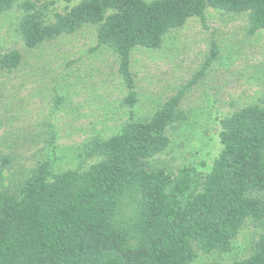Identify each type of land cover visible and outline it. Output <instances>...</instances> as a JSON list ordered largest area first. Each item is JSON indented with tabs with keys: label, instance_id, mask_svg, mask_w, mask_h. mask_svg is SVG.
I'll use <instances>...</instances> for the list:
<instances>
[{
	"label": "trees",
	"instance_id": "trees-1",
	"mask_svg": "<svg viewBox=\"0 0 264 264\" xmlns=\"http://www.w3.org/2000/svg\"><path fill=\"white\" fill-rule=\"evenodd\" d=\"M54 1L69 0H0V13L20 8L27 48L94 26L95 47L116 55L128 118L111 135L84 143L79 155L94 161L82 168L56 170L52 154L26 156L21 178L0 189V264H189L197 250L230 252L247 220L261 230L248 255L229 264H264V99L219 119L221 149L207 172L169 169L153 162L170 147L169 130L188 119L184 94L217 57V45L144 117H135L131 68L135 48H158L190 17L205 23L208 6L245 14L248 35L264 30V0H79L49 15ZM21 61L19 50L0 48V70L11 73ZM35 143L24 137L0 155V175Z\"/></svg>",
	"mask_w": 264,
	"mask_h": 264
},
{
	"label": "rangeland",
	"instance_id": "rangeland-1",
	"mask_svg": "<svg viewBox=\"0 0 264 264\" xmlns=\"http://www.w3.org/2000/svg\"><path fill=\"white\" fill-rule=\"evenodd\" d=\"M78 1L49 2L46 11L52 15ZM20 15L17 5L0 13L1 50L17 49L22 55L16 70H0V155L11 152L24 137L32 135L36 143L23 146L18 164L2 171L0 189L21 178L30 165L27 155H54L56 170L90 164L93 159L79 155L84 143L94 136L111 135L128 118L116 55L95 47L94 26L27 48L18 31ZM205 15V23L190 17L166 33L158 48L137 47L131 53L138 96L135 117H144L192 77L212 42L218 48L204 75L184 94L182 106L188 119L169 130L170 147L153 162L169 169L187 165L207 172L221 149L219 119L237 106L264 99V30L248 35L242 13L208 6ZM51 133L54 143L49 144ZM260 230L247 220L230 252L197 250L189 264H229L245 257Z\"/></svg>",
	"mask_w": 264,
	"mask_h": 264
}]
</instances>
